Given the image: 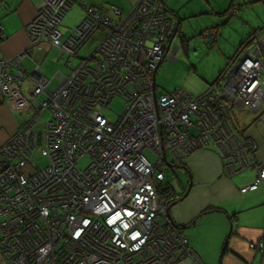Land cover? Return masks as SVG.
I'll list each match as a JSON object with an SVG mask.
<instances>
[{
	"label": "built area",
	"instance_id": "obj_1",
	"mask_svg": "<svg viewBox=\"0 0 264 264\" xmlns=\"http://www.w3.org/2000/svg\"><path fill=\"white\" fill-rule=\"evenodd\" d=\"M74 2L42 0L26 25L31 49L48 45L71 58L105 32L41 104L35 99L48 81L22 70L27 52L0 59L1 96L33 112L0 146V264H201L170 219L180 196L165 181V167L213 147L227 176L255 171L241 193L264 183L257 144L230 116L231 108L244 107L264 125V41L248 38L203 94H158L153 72L175 55L176 23L163 0H139L125 14L83 2L82 21L65 35L60 23ZM202 36L216 39L211 29ZM25 79L32 84L28 95ZM115 96L124 100L123 112L110 121L102 108ZM35 154L45 165L36 164ZM250 247L262 252L263 242Z\"/></svg>",
	"mask_w": 264,
	"mask_h": 264
},
{
	"label": "crops",
	"instance_id": "obj_2",
	"mask_svg": "<svg viewBox=\"0 0 264 264\" xmlns=\"http://www.w3.org/2000/svg\"><path fill=\"white\" fill-rule=\"evenodd\" d=\"M138 1L75 0V4L80 7L83 16V2L96 6L100 12L109 14L110 7L115 6L125 14ZM41 2L42 0H0V26L3 27L4 35L0 38V59L27 52L21 58L22 70L27 75L36 73L48 81L47 92L41 93L35 99L38 104L47 98L48 93L57 90L69 76H64L60 72V52L57 49L48 45L30 48L26 25L36 15ZM224 2L227 8L224 14L229 12V16H234L237 23L233 25L238 32L234 30L230 41L233 40L235 33H238L237 36L240 38L245 37L241 42L235 43V46L240 43L237 49L252 35H256L253 38L255 44L262 43L264 0H224ZM163 4L165 13L174 18V11L168 6L167 0H163ZM233 9L237 11L231 13ZM211 12L214 13L213 9ZM176 19L174 20L177 32L180 21ZM227 22L228 20L225 23ZM209 29L215 32L213 28ZM98 37L101 40L102 34L99 33ZM261 49L264 50V43ZM232 57L228 59L224 57L226 59L224 66ZM52 83L54 89L49 88ZM209 85L207 84L205 91ZM31 88V82L25 79L22 84L24 93L28 95ZM46 114L48 112L41 115ZM32 116L31 109L16 110L0 94V146L18 132ZM230 116L239 133L255 141L258 147L256 160L263 162L264 125L258 122L257 114L241 107L232 108ZM182 164L189 171V176L186 171L184 172L188 178H191V185L181 188V193L178 194L180 198L169 208V215L171 221L183 229L189 248L199 258L201 264H214L218 254L220 264H264V183L253 191L240 192L242 187L254 180L255 171L250 169L234 176H227L221 158L213 147L194 150ZM210 209L216 210L209 211ZM211 213H219L221 216L209 215ZM227 233L228 236L224 240ZM258 241L263 242L262 252L250 247V243Z\"/></svg>",
	"mask_w": 264,
	"mask_h": 264
},
{
	"label": "rangeland",
	"instance_id": "obj_3",
	"mask_svg": "<svg viewBox=\"0 0 264 264\" xmlns=\"http://www.w3.org/2000/svg\"><path fill=\"white\" fill-rule=\"evenodd\" d=\"M167 3L174 11V19L177 17L176 20L180 21L178 31L171 44V49L174 46H178V49L173 60L169 58L170 54H168L160 64L155 78L156 92L161 94L174 89H182L192 96H197L205 91L207 84L216 80L225 67V58L232 57L240 44L235 46V43L241 42L245 37L240 38L237 36L238 33H235L233 40L230 41L233 33L238 32L233 25V23H237L234 16H229V12L224 14L227 12L224 0H167ZM69 9L60 24V30L65 35H69L83 19L81 9L75 2ZM211 9L214 13L211 12ZM202 13L206 14L202 15ZM227 20L228 22L225 23ZM223 23L225 24L223 25ZM209 28H213L215 31L216 41L202 36L203 32ZM98 35L99 32L86 42L74 57L69 58L60 53V72L64 76L70 75L80 64L81 59L87 58L95 51L100 41ZM69 61L71 66L67 65ZM49 88L54 89V83ZM123 104L122 97L115 96L108 107L102 108V113L108 120L114 121L118 115L122 114ZM42 119L47 121L49 114L42 116ZM145 155L151 158L149 152H145ZM33 158L38 165L46 163L36 154ZM88 160L87 157L82 158L79 166L85 167ZM182 165L165 167V181L179 195L181 188L191 185L192 181L186 176ZM209 215L221 216L219 213ZM181 230L183 232V229ZM227 236L228 233L224 240ZM222 249L223 245L220 248V256ZM216 260L214 264H220L219 254Z\"/></svg>",
	"mask_w": 264,
	"mask_h": 264
},
{
	"label": "water",
	"instance_id": "obj_4",
	"mask_svg": "<svg viewBox=\"0 0 264 264\" xmlns=\"http://www.w3.org/2000/svg\"><path fill=\"white\" fill-rule=\"evenodd\" d=\"M176 30H177V29L175 28L173 34L176 32ZM172 49H173V53L176 54L177 49H178V46H174ZM168 51H169V50H168ZM169 58L173 60L174 56H173V57H170V56H169ZM161 63H162V61L159 63V66H160ZM159 66H158V67H159ZM156 70H157V69H156ZM156 70L153 72V75H152V79H153V84H154V86H156V82H155V78H156ZM38 134H40V133H38ZM38 140H39V138H38Z\"/></svg>",
	"mask_w": 264,
	"mask_h": 264
},
{
	"label": "trees",
	"instance_id": "obj_5",
	"mask_svg": "<svg viewBox=\"0 0 264 264\" xmlns=\"http://www.w3.org/2000/svg\"><path fill=\"white\" fill-rule=\"evenodd\" d=\"M132 8H133V7H132ZM97 32H99V33L102 34L103 32H105V29H104V28H101V30H99V31H97ZM97 32H96V33H97ZM250 37H251V36H250ZM101 38H102V37H101ZM241 46H242V44H241ZM241 46H240V47H241ZM240 47H239V48H240ZM239 48H238V49H239ZM238 49H237L236 53L238 52ZM235 55H236V54H235ZM235 55H234V56H235ZM234 56H233V57H234ZM233 57H232V58H233ZM232 58H231V59H232ZM231 59H230V60H231ZM158 68H159V67H158ZM158 68H157V70H156V74H157ZM181 167H182L183 169H185L187 175L189 176L190 174H189V171H188L187 167L184 166V165H182ZM174 203H175V202H174ZM174 203H173V204H174ZM170 207H171V206H170ZM215 210H216V209H210L209 211H215ZM178 227H179V226H178ZM179 228H181V227H179ZM182 233H183V232H182Z\"/></svg>",
	"mask_w": 264,
	"mask_h": 264
},
{
	"label": "flooded vegetation",
	"instance_id": "obj_6",
	"mask_svg": "<svg viewBox=\"0 0 264 264\" xmlns=\"http://www.w3.org/2000/svg\"><path fill=\"white\" fill-rule=\"evenodd\" d=\"M177 32H175V35H176Z\"/></svg>",
	"mask_w": 264,
	"mask_h": 264
},
{
	"label": "clouds",
	"instance_id": "obj_7",
	"mask_svg": "<svg viewBox=\"0 0 264 264\" xmlns=\"http://www.w3.org/2000/svg\"><path fill=\"white\" fill-rule=\"evenodd\" d=\"M181 165V164H180Z\"/></svg>",
	"mask_w": 264,
	"mask_h": 264
}]
</instances>
